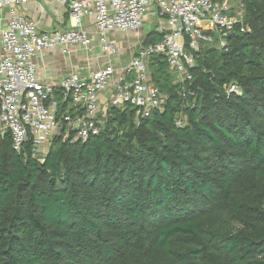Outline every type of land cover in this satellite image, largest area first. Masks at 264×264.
Returning a JSON list of instances; mask_svg holds the SVG:
<instances>
[{"label":"trees","instance_id":"obj_1","mask_svg":"<svg viewBox=\"0 0 264 264\" xmlns=\"http://www.w3.org/2000/svg\"><path fill=\"white\" fill-rule=\"evenodd\" d=\"M242 2L250 32L201 48L189 82L150 58L168 97L138 123L112 107L98 134L55 136L42 162L0 133V264H264V3Z\"/></svg>","mask_w":264,"mask_h":264},{"label":"built area","instance_id":"obj_2","mask_svg":"<svg viewBox=\"0 0 264 264\" xmlns=\"http://www.w3.org/2000/svg\"><path fill=\"white\" fill-rule=\"evenodd\" d=\"M40 1L0 0V133H9L17 152L30 143L41 162L55 135L85 141L101 131L112 107L135 108L136 123L162 110L168 94L151 80V57L165 59L174 83L189 82L201 48L226 50L230 33L250 32L242 0H43L68 17L50 29H41L17 8ZM150 18L159 19L161 37L144 43L139 31ZM93 47L107 63L87 74L63 73L56 86L38 71L45 51L58 48L71 55L79 50L90 56ZM120 52L129 54L126 60ZM222 87L225 97L241 93L236 82ZM108 90L104 101L100 93ZM179 94L185 98L190 92L182 87ZM184 123V113L177 112L175 124Z\"/></svg>","mask_w":264,"mask_h":264},{"label":"crops","instance_id":"obj_3","mask_svg":"<svg viewBox=\"0 0 264 264\" xmlns=\"http://www.w3.org/2000/svg\"><path fill=\"white\" fill-rule=\"evenodd\" d=\"M17 8L22 14L37 20L39 22V26L41 29H50L54 27L56 24L58 25L61 17H63L65 20H67L68 18L66 13H61V12L59 13V11L55 10L53 7L48 5L43 0H41L39 3L29 2L23 5H18ZM62 14L64 15L61 16ZM158 22L159 19L157 20L155 18H150L148 21L144 23L143 27L141 28V29L145 28L144 33H141L142 32L141 29L139 31L141 41H145L146 34L150 33L151 31L156 32V24ZM1 23L2 21H0V26ZM136 35H137L136 33H130L128 36L135 38ZM118 36L121 38L120 40L122 39L124 40L126 39V41L130 40V38L127 37V35L124 36L118 35ZM122 44L124 43L122 42ZM120 47L121 49H123V45H121ZM92 49L93 50L90 56L84 55L79 50L73 52V54L71 55H64L63 53H61L60 49L58 48L53 49L51 51H45L44 54L39 59L38 71L42 76L45 77V79L48 82L56 86L58 85L60 76L63 73H67L69 71L74 70L80 74H87L96 66L104 65L107 63L106 58L99 53V50L96 47H93ZM119 55H120V59L124 61L127 59L129 54L128 53L123 54V52H120ZM117 62L118 61L116 59L113 60V63H117ZM108 95H109V90L102 91L100 93V96L104 101L106 100Z\"/></svg>","mask_w":264,"mask_h":264},{"label":"rangeland","instance_id":"obj_4","mask_svg":"<svg viewBox=\"0 0 264 264\" xmlns=\"http://www.w3.org/2000/svg\"><path fill=\"white\" fill-rule=\"evenodd\" d=\"M121 51H123L122 49H121ZM125 51H128V49H125ZM126 54H127V52H126ZM123 57H125V56H123ZM101 113V112H100ZM56 136V135H55ZM57 136H60V135H57ZM48 146H49V143H48Z\"/></svg>","mask_w":264,"mask_h":264},{"label":"water","instance_id":"obj_5","mask_svg":"<svg viewBox=\"0 0 264 264\" xmlns=\"http://www.w3.org/2000/svg\"><path fill=\"white\" fill-rule=\"evenodd\" d=\"M4 132H1V134H3ZM38 157H41V155H38Z\"/></svg>","mask_w":264,"mask_h":264}]
</instances>
